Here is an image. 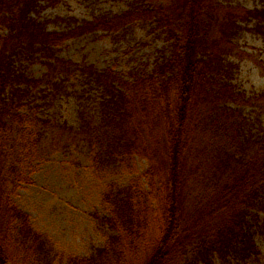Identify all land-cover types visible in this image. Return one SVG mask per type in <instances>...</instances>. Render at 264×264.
<instances>
[{"label":"trees","instance_id":"16d2710c","mask_svg":"<svg viewBox=\"0 0 264 264\" xmlns=\"http://www.w3.org/2000/svg\"><path fill=\"white\" fill-rule=\"evenodd\" d=\"M38 1L0 0V264H207L213 254L256 256L250 230L264 213V129L256 128L264 96L233 85L227 57L239 22L254 19L264 35V6L136 0L119 15L55 33L30 15ZM134 21L165 40L151 68L142 63L123 75L56 55L72 36L119 34ZM35 59L46 67L41 78L22 65ZM75 72L99 93L94 110L82 105L76 132L69 130L91 168L135 172L136 158L146 162L124 185H107L106 215L98 218L104 241L84 257L60 250L12 199L27 181L24 170L33 172L44 131L55 127L24 110L31 89L48 85L57 94L58 76ZM245 105L259 114L245 117Z\"/></svg>","mask_w":264,"mask_h":264},{"label":"rangeland","instance_id":"374dc122","mask_svg":"<svg viewBox=\"0 0 264 264\" xmlns=\"http://www.w3.org/2000/svg\"><path fill=\"white\" fill-rule=\"evenodd\" d=\"M133 1L136 0H55L54 3L41 0L30 15L46 23L47 31L64 33L97 16L119 15ZM217 1L246 10L264 6V0ZM238 24L240 29L233 41L235 49L227 57V62L235 68L232 83L247 96H264V35L256 32L254 19ZM165 45L164 38L153 32L150 24L134 21L119 34L98 30L72 36L56 48V55L78 65H91L98 70L111 67L127 75L142 63L151 68L156 51ZM22 65L34 78H41L46 72L41 60L24 61ZM58 77L63 81V89L57 94H51L48 85L31 89L27 105L34 109L24 110L34 111L38 118L49 120L55 127L44 131L39 154L32 163L33 172L24 170L27 181L13 188L12 199L28 214L34 228L48 235L60 250L84 257L104 241L106 228L98 218L106 215L102 195L107 185L111 182L124 185L132 175L146 168V162L136 158L132 169L135 172L128 168L94 171L85 148L73 139L69 130L76 132L82 105L94 110L99 93L85 83L81 73ZM259 112L251 105L242 106L243 115L249 119ZM258 122L256 128L264 129V109ZM250 232L258 251L256 256L245 257L238 251L223 258L213 254L207 264H264L263 212Z\"/></svg>","mask_w":264,"mask_h":264}]
</instances>
